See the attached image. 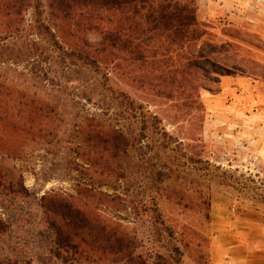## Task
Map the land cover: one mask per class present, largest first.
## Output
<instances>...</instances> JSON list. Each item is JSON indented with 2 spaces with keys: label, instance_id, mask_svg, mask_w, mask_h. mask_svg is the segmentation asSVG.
Listing matches in <instances>:
<instances>
[{
  "label": "rangeland",
  "instance_id": "374dc122",
  "mask_svg": "<svg viewBox=\"0 0 264 264\" xmlns=\"http://www.w3.org/2000/svg\"><path fill=\"white\" fill-rule=\"evenodd\" d=\"M193 1L196 35L222 48L224 59L243 72L229 77L248 85L246 92L239 87L227 96L221 78L212 92H199L201 110L193 106V76L181 82L175 71L176 50L168 53L170 79L160 76L163 67L143 66L131 55L121 62L125 75L97 73L57 49L48 36L37 39L32 12H24L23 27L40 49L28 57L18 42H6L2 77L16 86L14 95L26 92L47 111L32 134L12 138L16 158L0 156V169L10 177L21 175L27 191L18 198L0 196V222L9 226L0 234V264H56L40 208V199L53 192L75 204L98 206L103 219L134 238L133 253L146 262L157 254L172 264H250L264 257V25L239 22L234 9L214 12L205 0ZM229 15L235 21L229 22ZM95 38L86 32L89 43ZM113 91L144 110L116 100ZM92 131L108 136L107 146L88 143ZM113 131L121 132L125 149L120 144L114 150L119 142ZM81 186L109 198L81 196Z\"/></svg>",
  "mask_w": 264,
  "mask_h": 264
},
{
  "label": "trees",
  "instance_id": "16d2710c",
  "mask_svg": "<svg viewBox=\"0 0 264 264\" xmlns=\"http://www.w3.org/2000/svg\"><path fill=\"white\" fill-rule=\"evenodd\" d=\"M13 1L14 5H11ZM28 10L32 12L30 28L37 39L48 36L57 49L73 60L82 61L97 73H122L121 62H127L131 55L130 60L134 59L143 66L163 67L160 76L170 79L173 74L170 66L172 58L168 53L169 50H176L179 65L175 71L180 73L181 82H185L188 74L193 76V106L197 110L202 108L199 101L201 90L212 92L213 86H217L221 78L243 74L224 59L226 54L222 53V48L202 43L196 35L199 24L193 0H49L46 7L41 0H0V156L5 159L16 158L18 154L12 138L32 134L34 123L43 118L42 113L47 111L46 106L39 105L38 100L36 102L26 92L19 94V97L14 95L16 86H8L2 77L6 42H18L31 53L28 57L40 49L23 27L24 12ZM15 22L18 25L16 29L13 28ZM86 32L96 36L92 43L87 41ZM198 44L202 48L193 51V46ZM160 50L163 55L158 54ZM113 55L118 58L115 62L111 60ZM142 77H148L146 72L142 71ZM115 94L116 100L144 110L128 95ZM152 118L157 120L156 117ZM112 133L117 136L110 135L117 137L119 142L114 150L121 149L120 144L125 149L126 142L121 132ZM86 137L88 143L93 140L103 146L108 144V136L99 132H89ZM26 192L21 175L18 178L10 177L0 169L1 197L18 198ZM78 194L87 198H109L103 193L95 194L84 186L79 187ZM72 201V198L55 192L40 199L42 224L52 242L50 253L54 263L99 264L101 260L108 264H172L168 257L160 254L153 262L143 261L133 253L134 238L124 227L103 219L98 206L79 205ZM153 217L157 223L160 222L156 211H153ZM5 228L9 231V226L0 222V234L6 232ZM168 233L171 236V232ZM10 264L22 263L12 260Z\"/></svg>",
  "mask_w": 264,
  "mask_h": 264
},
{
  "label": "crops",
  "instance_id": "0c3cea01",
  "mask_svg": "<svg viewBox=\"0 0 264 264\" xmlns=\"http://www.w3.org/2000/svg\"><path fill=\"white\" fill-rule=\"evenodd\" d=\"M202 5V1L200 2ZM206 6H211L214 9L227 10L228 8L238 11L237 16L240 19L239 22L244 20L251 21L256 25H264V0H205ZM249 9L254 10V12H249ZM230 13V11H228ZM200 10H199V19H200ZM214 16V14L212 15ZM233 15L227 16L229 22L235 21ZM221 85L223 88V94L229 95L230 92L240 88H243V92L248 90V85L242 78L234 77H224L221 79ZM238 98H234V102H237ZM244 102H239L238 104ZM262 154V152H261ZM262 156H264L262 154ZM250 264H264V257H261L255 260Z\"/></svg>",
  "mask_w": 264,
  "mask_h": 264
},
{
  "label": "built area",
  "instance_id": "2783aa9c",
  "mask_svg": "<svg viewBox=\"0 0 264 264\" xmlns=\"http://www.w3.org/2000/svg\"><path fill=\"white\" fill-rule=\"evenodd\" d=\"M229 264V263H228Z\"/></svg>",
  "mask_w": 264,
  "mask_h": 264
}]
</instances>
